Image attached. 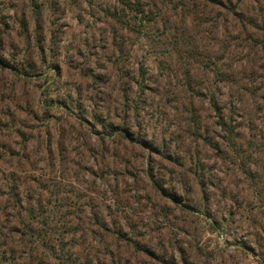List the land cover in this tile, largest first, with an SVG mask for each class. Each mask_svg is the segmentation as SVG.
Returning a JSON list of instances; mask_svg holds the SVG:
<instances>
[{"label": "rangeland", "instance_id": "1", "mask_svg": "<svg viewBox=\"0 0 264 264\" xmlns=\"http://www.w3.org/2000/svg\"><path fill=\"white\" fill-rule=\"evenodd\" d=\"M140 1L145 22L121 0H0V184L25 151L63 211L118 214L158 264H264V18Z\"/></svg>", "mask_w": 264, "mask_h": 264}, {"label": "trees", "instance_id": "2", "mask_svg": "<svg viewBox=\"0 0 264 264\" xmlns=\"http://www.w3.org/2000/svg\"><path fill=\"white\" fill-rule=\"evenodd\" d=\"M207 1L215 6L227 8L229 16L234 17L239 25L248 28V34L255 31L256 22H259L261 17L264 18L262 0ZM121 2L127 3L126 6L129 7L134 20H150L146 5L140 0ZM134 29L133 27L132 30ZM224 50H227V47ZM218 94V91L213 92L210 99L212 110L218 118L216 124L225 133L228 146L238 149L237 133L240 129L235 119L237 113L235 110L226 113ZM126 137L129 138V135ZM131 141L133 142L132 138ZM29 161V154L23 151L17 166L0 184V264L158 262L156 252L138 240L139 233L132 231L128 224L117 226L112 218L118 214L107 215L104 211H99L93 214L80 212L81 214L71 215L63 211L67 198L53 199L55 193L51 191V181L37 176L33 167H27ZM56 184L59 190L63 188L62 183ZM131 250L134 251V259L130 256L133 253ZM147 258H152L153 262L147 261Z\"/></svg>", "mask_w": 264, "mask_h": 264}]
</instances>
